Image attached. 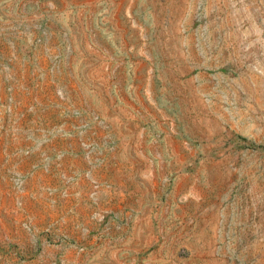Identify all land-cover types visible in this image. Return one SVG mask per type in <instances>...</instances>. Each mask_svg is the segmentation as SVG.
I'll use <instances>...</instances> for the list:
<instances>
[{
	"label": "rangeland",
	"instance_id": "374dc122",
	"mask_svg": "<svg viewBox=\"0 0 264 264\" xmlns=\"http://www.w3.org/2000/svg\"><path fill=\"white\" fill-rule=\"evenodd\" d=\"M0 264H264V0H0Z\"/></svg>",
	"mask_w": 264,
	"mask_h": 264
}]
</instances>
